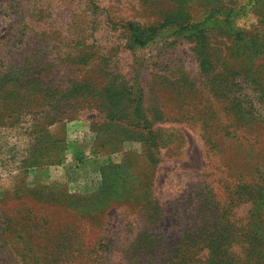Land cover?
Instances as JSON below:
<instances>
[{"label": "rangeland", "instance_id": "1", "mask_svg": "<svg viewBox=\"0 0 264 264\" xmlns=\"http://www.w3.org/2000/svg\"><path fill=\"white\" fill-rule=\"evenodd\" d=\"M129 22L155 38L133 44ZM256 181L263 197L264 0H0V264L65 228L114 258L131 228L176 244L209 187L225 201ZM255 199L258 218L231 206L249 222L230 264H264Z\"/></svg>", "mask_w": 264, "mask_h": 264}, {"label": "trees", "instance_id": "2", "mask_svg": "<svg viewBox=\"0 0 264 264\" xmlns=\"http://www.w3.org/2000/svg\"><path fill=\"white\" fill-rule=\"evenodd\" d=\"M124 27L129 31L131 42L135 45L145 46L156 35L154 27L141 26L133 22L127 23ZM257 37H259L258 34L252 41L253 46L259 44ZM108 91L106 88H99L92 93L95 96L94 103L100 106L101 101L108 98ZM111 98L109 96V99ZM139 115L140 111L137 107L136 116ZM210 135L211 133L204 134V139L208 144L207 152L213 155L214 149L218 151L220 149L215 148V142L211 141ZM261 182L264 183V181ZM244 186V184H236L235 189L232 190L233 194L226 196L225 201H216L212 188L208 186L206 196L199 202L198 211L184 215V220L191 222L182 224L180 229L182 240L179 243L169 242L158 230L131 228L129 231L134 239L123 244L118 258H114L116 247L111 240L97 245L83 241L72 243L71 238L77 233L65 228L61 229L62 237L49 235L47 241L42 243L23 241L24 235H21L19 238L24 243L22 249L27 255L22 252V259L17 262L19 264H230L224 246L235 239H244L248 234L245 226L249 222L248 220L243 224L238 223V219L231 212L232 204L237 205L242 200L251 199L254 205L252 210L256 211L257 199L255 198H264V195L262 197L258 193V188L262 185L257 181L250 188ZM257 213L256 211L251 214L250 220L253 216L258 218ZM24 227L20 223V231H23ZM46 231V228L37 225L29 235L46 234ZM54 237H59L63 241L53 243L50 239ZM15 249L18 250V247Z\"/></svg>", "mask_w": 264, "mask_h": 264}]
</instances>
